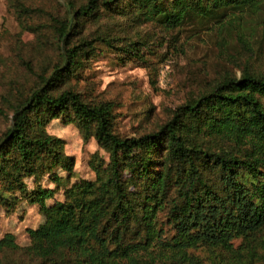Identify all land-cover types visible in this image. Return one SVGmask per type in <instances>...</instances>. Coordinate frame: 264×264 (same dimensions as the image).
<instances>
[{
  "label": "trees",
  "instance_id": "1",
  "mask_svg": "<svg viewBox=\"0 0 264 264\" xmlns=\"http://www.w3.org/2000/svg\"><path fill=\"white\" fill-rule=\"evenodd\" d=\"M116 1L88 0L74 13L92 16L100 3ZM136 2L146 14H162L166 27H174L188 13L254 7L259 0ZM16 6L24 15L39 11L18 1ZM77 23L73 15L51 16L50 27L58 40L67 43ZM92 44L82 40L66 48L64 65H56L26 98L12 105L11 126L0 136V204L6 210L14 205L6 192L23 191L24 177L45 169L58 186L60 176L52 168L72 169V158L63 153L64 141L45 131L51 119L75 120L84 139L93 136L109 154L107 171L93 164L95 179L65 189L63 201L46 204L55 188L37 186L26 195L44 216L37 228L27 230L28 253L47 264H65L68 254L74 264H153V257L141 256L151 244L159 253L168 250L181 260L188 256V248L201 244L224 250L231 259L228 264L264 261V251H257L258 244L264 248V75L243 68L239 77L226 76L209 92L178 106L159 129L122 137L112 129L111 102L90 104L71 89L53 92L78 58L88 55ZM128 45L131 54L137 51ZM201 133L226 138L232 146L210 151L188 138ZM160 149L164 150L162 168L153 170V156ZM125 172L129 179L124 178ZM135 181L143 187L140 201L130 190ZM172 188L176 195L171 199L170 218L175 233L162 240L152 220ZM132 221L142 226L138 233L144 231V242L126 240ZM237 238L241 242L234 248ZM15 247L12 234L0 239V250ZM188 261L195 264L193 259Z\"/></svg>",
  "mask_w": 264,
  "mask_h": 264
},
{
  "label": "rangeland",
  "instance_id": "2",
  "mask_svg": "<svg viewBox=\"0 0 264 264\" xmlns=\"http://www.w3.org/2000/svg\"><path fill=\"white\" fill-rule=\"evenodd\" d=\"M16 1L39 11L20 14ZM87 1L0 0V136L11 126L12 105L26 98L56 65L63 66L65 49L82 40H92V49L78 58L73 71L53 92L71 89L90 104L111 102L112 129L122 137H139L159 129L178 106L209 92L226 76L239 77L243 68L264 75V0L254 7L228 6L207 14L188 13L174 27H166L162 14H146L136 0L100 3L92 16L75 15L74 11ZM164 2L168 5L170 0ZM70 15L78 23L65 43L50 27L51 16ZM128 44L137 51L131 54L126 49ZM261 102L264 106V97ZM45 131L64 141L63 153L72 158V169L52 168L60 176L58 186L44 169L41 174L23 178V191L6 192L14 205L6 210L0 204V239L10 233L16 247L0 250V264H47L27 251V230L44 221L39 207L28 202L27 194L37 186L55 188L53 197L46 201L52 205L64 200L65 189L83 180H94L93 164L108 169V152L93 136L84 139L75 120L53 118ZM188 138L210 151L232 146L230 140L214 134H190ZM163 154L160 149L153 156V170L162 168ZM128 177L125 172L124 178ZM134 185L130 190L140 201L142 184L135 181ZM175 195L172 188L154 213L153 227L162 240L175 233L170 218ZM141 227L132 221L126 240L144 242V231L138 233ZM261 238L264 240V229ZM240 242V238L234 239L233 247ZM158 250L151 244L141 256L153 257V264H190L188 258L195 264H228L231 260L224 250L201 244L188 248V256L182 260L175 259L168 250ZM257 251H264L261 244ZM72 257L68 254L65 264H74ZM254 264L264 261L255 260Z\"/></svg>",
  "mask_w": 264,
  "mask_h": 264
}]
</instances>
